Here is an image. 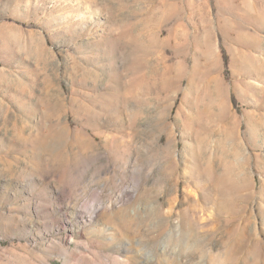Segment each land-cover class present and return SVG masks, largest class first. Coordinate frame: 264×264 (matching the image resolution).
<instances>
[{"label":"rangeland","instance_id":"obj_1","mask_svg":"<svg viewBox=\"0 0 264 264\" xmlns=\"http://www.w3.org/2000/svg\"><path fill=\"white\" fill-rule=\"evenodd\" d=\"M0 264H264V0H0Z\"/></svg>","mask_w":264,"mask_h":264}]
</instances>
